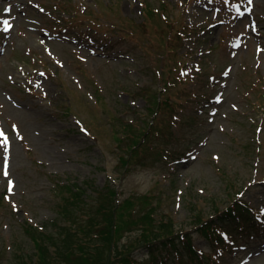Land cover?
Segmentation results:
<instances>
[{"label": "rangeland", "instance_id": "374dc122", "mask_svg": "<svg viewBox=\"0 0 264 264\" xmlns=\"http://www.w3.org/2000/svg\"><path fill=\"white\" fill-rule=\"evenodd\" d=\"M149 1L168 3L194 30L179 46L191 79L174 89L187 100L169 139L154 141L160 155L126 172L113 124L145 117L143 88L162 86L150 54L117 32L145 20L142 0H0V264L32 255L23 227L57 219L67 184L95 195L90 185L111 183L120 198L155 193L159 217L188 231L195 212L224 208L228 183L247 185L245 202L264 209V0ZM228 229L226 247L194 230L189 238L221 264H264L263 226ZM178 250L157 251L154 263L136 254L145 264H194Z\"/></svg>", "mask_w": 264, "mask_h": 264}, {"label": "trees", "instance_id": "16d2710c", "mask_svg": "<svg viewBox=\"0 0 264 264\" xmlns=\"http://www.w3.org/2000/svg\"><path fill=\"white\" fill-rule=\"evenodd\" d=\"M142 5L145 20L139 23L129 19L117 32L130 37L150 54L162 86L156 92L150 87L143 88L142 96L148 104L145 117L134 121L119 118V125L113 124V133L123 152L120 165L126 172L136 165L144 166L142 162L150 155H160L154 146L156 139H169L171 118L177 116L187 100V94L174 92L185 75L179 46L194 32L170 17L168 3L162 2L155 8L149 0H142ZM157 16L160 23L152 25ZM89 21L95 25L94 18ZM185 77L184 81L191 79ZM87 131L91 134L90 129ZM237 182L228 183L230 190L223 199L224 208L214 202L209 211L195 212L190 222L191 231L206 237L214 248L235 241L229 226L243 230L249 222L251 227H264V221H258L259 217L264 219V211L245 202L242 194L247 185ZM90 187L95 195L77 184L58 188L62 202L57 204V219L42 227L30 222L24 225L32 255L20 257L17 264H145L137 257L139 250H146L154 263L157 251L173 248L179 252L180 247L187 250L194 264H221L200 250L189 238L191 231L180 228L174 218L159 217L162 201L159 195L132 194L120 198L111 183L103 189Z\"/></svg>", "mask_w": 264, "mask_h": 264}, {"label": "snow or ice", "instance_id": "6c2138e0", "mask_svg": "<svg viewBox=\"0 0 264 264\" xmlns=\"http://www.w3.org/2000/svg\"><path fill=\"white\" fill-rule=\"evenodd\" d=\"M249 3H251V0H249ZM4 23V25H5V31H8V30H10V25H9V23H8V21H4L3 22ZM0 137H2L3 138V141H4V145H7V143H8V138H7V136L2 132V131H0ZM8 165H7V162H5L4 163V176L5 177H7L8 176ZM11 183V182H10ZM9 191H11V187H9Z\"/></svg>", "mask_w": 264, "mask_h": 264}]
</instances>
